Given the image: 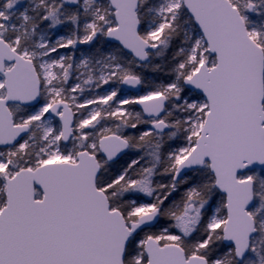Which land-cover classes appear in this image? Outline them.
<instances>
[{"label":"snow or ice","instance_id":"snow-or-ice-1","mask_svg":"<svg viewBox=\"0 0 264 264\" xmlns=\"http://www.w3.org/2000/svg\"><path fill=\"white\" fill-rule=\"evenodd\" d=\"M0 264H264V0H0Z\"/></svg>","mask_w":264,"mask_h":264}]
</instances>
